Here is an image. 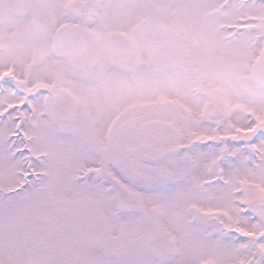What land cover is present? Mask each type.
<instances>
[{
  "label": "snow or ice",
  "instance_id": "snow-or-ice-1",
  "mask_svg": "<svg viewBox=\"0 0 264 264\" xmlns=\"http://www.w3.org/2000/svg\"><path fill=\"white\" fill-rule=\"evenodd\" d=\"M0 264H264V0H0Z\"/></svg>",
  "mask_w": 264,
  "mask_h": 264
}]
</instances>
